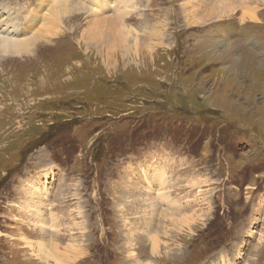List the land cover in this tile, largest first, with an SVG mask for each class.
Listing matches in <instances>:
<instances>
[{"label":"rangeland","instance_id":"1","mask_svg":"<svg viewBox=\"0 0 264 264\" xmlns=\"http://www.w3.org/2000/svg\"><path fill=\"white\" fill-rule=\"evenodd\" d=\"M6 17L0 264H264V0Z\"/></svg>","mask_w":264,"mask_h":264},{"label":"bare ground","instance_id":"2","mask_svg":"<svg viewBox=\"0 0 264 264\" xmlns=\"http://www.w3.org/2000/svg\"><path fill=\"white\" fill-rule=\"evenodd\" d=\"M227 13H232V10L218 8V10H214L213 13H211L208 17H210V16H215L216 17V14H217L218 17H223ZM245 19H246V17L243 16V20H245ZM26 20H29V17H27ZM8 22H9V18H7V17L4 18L2 21H0V46L1 47L7 46L10 41H15L13 39H9V35L20 34L19 31L13 30L12 28H10L8 26L9 25ZM229 53H230V51H229ZM12 55L16 56V55H19V54H12Z\"/></svg>","mask_w":264,"mask_h":264}]
</instances>
